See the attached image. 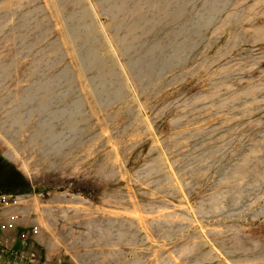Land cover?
Here are the masks:
<instances>
[{"label": "rangeland", "instance_id": "1", "mask_svg": "<svg viewBox=\"0 0 264 264\" xmlns=\"http://www.w3.org/2000/svg\"><path fill=\"white\" fill-rule=\"evenodd\" d=\"M0 192V264H264V0H0Z\"/></svg>", "mask_w": 264, "mask_h": 264}, {"label": "built area", "instance_id": "2", "mask_svg": "<svg viewBox=\"0 0 264 264\" xmlns=\"http://www.w3.org/2000/svg\"><path fill=\"white\" fill-rule=\"evenodd\" d=\"M19 201L17 196L10 194V193H0V208L2 209H9V208H13L16 207L18 205ZM15 221V216L14 215H9L8 216V222L6 224V227L8 229H12L13 228V223ZM36 229H30L27 233H19L18 235V242H20L21 244L24 243V241L26 240V235H32L34 236L36 234Z\"/></svg>", "mask_w": 264, "mask_h": 264}, {"label": "crops", "instance_id": "3", "mask_svg": "<svg viewBox=\"0 0 264 264\" xmlns=\"http://www.w3.org/2000/svg\"><path fill=\"white\" fill-rule=\"evenodd\" d=\"M18 205H19V203H18ZM17 205V206H18ZM16 206V207H17ZM13 208H15V207H13ZM13 208H9V209H13ZM9 215H12V214H9ZM36 243L42 248V249H44V251H45V247L43 246V243H42V241L41 240H36ZM47 253V252H46Z\"/></svg>", "mask_w": 264, "mask_h": 264}, {"label": "trees", "instance_id": "4", "mask_svg": "<svg viewBox=\"0 0 264 264\" xmlns=\"http://www.w3.org/2000/svg\"><path fill=\"white\" fill-rule=\"evenodd\" d=\"M0 193H2V192H0Z\"/></svg>", "mask_w": 264, "mask_h": 264}]
</instances>
